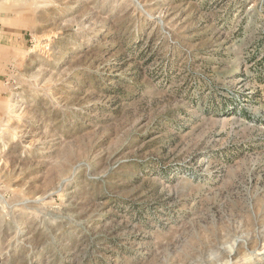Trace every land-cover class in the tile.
<instances>
[{"label":"rangeland","instance_id":"obj_1","mask_svg":"<svg viewBox=\"0 0 264 264\" xmlns=\"http://www.w3.org/2000/svg\"><path fill=\"white\" fill-rule=\"evenodd\" d=\"M0 264H264V0H0Z\"/></svg>","mask_w":264,"mask_h":264},{"label":"crops","instance_id":"obj_2","mask_svg":"<svg viewBox=\"0 0 264 264\" xmlns=\"http://www.w3.org/2000/svg\"><path fill=\"white\" fill-rule=\"evenodd\" d=\"M0 92H1V89H0Z\"/></svg>","mask_w":264,"mask_h":264}]
</instances>
